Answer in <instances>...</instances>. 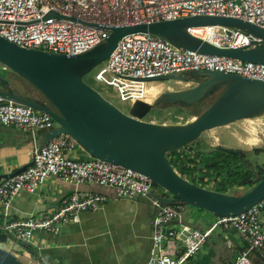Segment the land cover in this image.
I'll use <instances>...</instances> for the list:
<instances>
[{"label":"built area","instance_id":"built-area-1","mask_svg":"<svg viewBox=\"0 0 264 264\" xmlns=\"http://www.w3.org/2000/svg\"><path fill=\"white\" fill-rule=\"evenodd\" d=\"M49 12L55 16L45 19ZM195 15L234 17L264 29V0H0V37L23 48L74 55L86 52L106 38L109 30L103 28L105 25ZM191 33L218 48L243 47L251 41H261L259 37L222 26L195 27ZM193 70H215L264 81V64L181 50L150 34L124 37L111 55L93 70V79L112 88L121 102L131 105L136 99H142L149 83L145 79L163 75L187 77ZM183 82L193 83L188 79ZM0 124L28 132L33 141L38 133L56 126L46 113L1 100ZM37 147L35 144L27 168L0 180V205L8 208L16 196L23 192L35 193L50 179L72 189L47 214L4 220L2 229L10 242L28 245L35 233L57 234L64 226L77 222L81 212L99 209L106 197L81 189L86 184L110 190L121 198L150 199L154 215L151 251L145 264H186L200 254L217 230L225 234L227 247L233 246L234 236L245 243L232 264H257L255 253L264 257V198L235 216L209 213L214 217L212 222L200 229L185 220V204H158L151 197V192H156L158 187L147 176L115 163L76 158L81 147L71 137L52 138L40 152Z\"/></svg>","mask_w":264,"mask_h":264},{"label":"water","instance_id":"water-1","mask_svg":"<svg viewBox=\"0 0 264 264\" xmlns=\"http://www.w3.org/2000/svg\"><path fill=\"white\" fill-rule=\"evenodd\" d=\"M52 16L54 12H49L44 18ZM78 22L92 26L89 22ZM201 26L235 29L261 41H251L243 47L218 48L191 33L192 28ZM103 28L109 30L106 38L86 52L74 55L23 48L0 37V67L8 71L6 75L0 73V100L46 113L56 124L35 137L36 140L41 137L37 152L50 139L67 135L89 157L130 168L151 179L165 191L151 192L158 204L180 202L215 216H235L260 202L264 198V167L259 164L254 165L262 173L258 181L245 193L229 194L185 179L173 168L167 154L184 148L211 129L263 117L264 81L215 70H193L187 77L163 75L145 79L149 82L188 79L194 85L162 92L152 103L136 99L126 114L86 84L83 77L103 63L124 37L133 34H150L181 50L264 64V29L238 18L208 15ZM213 96L185 123L157 124L143 120L155 106L177 104L191 108ZM252 150L264 153V147ZM228 151L234 155L241 153L240 149ZM29 165L0 176V180L20 173ZM254 256L257 264H264V257L258 253ZM0 264L27 263L0 246Z\"/></svg>","mask_w":264,"mask_h":264},{"label":"crops","instance_id":"crops-1","mask_svg":"<svg viewBox=\"0 0 264 264\" xmlns=\"http://www.w3.org/2000/svg\"><path fill=\"white\" fill-rule=\"evenodd\" d=\"M40 139L41 137L33 141L28 132L0 124V176L31 163L34 145H38ZM75 157L88 159V155L81 150L77 151ZM7 158L16 161L11 162L6 160ZM71 189L67 184L50 179L35 193L23 192L16 196L8 208L4 209L0 205V230L5 233L2 229L4 220H18L49 213L61 204ZM81 189L105 196L106 202L97 210L81 212L77 222L64 226L57 234L35 233L32 242L25 248L21 243L13 242L17 245L16 248L25 254L28 264L147 263L151 251V222L154 215L150 199L121 198L110 190L86 184L81 185ZM155 191L161 194L158 189ZM189 214L193 216L185 220L192 226L196 222L195 215L207 220V225L214 218L207 212L192 211ZM232 238L233 246L228 248L233 251L224 257V264H232L245 245L238 237ZM8 240L1 244L11 247L12 244ZM232 254L234 258L231 260L229 257Z\"/></svg>","mask_w":264,"mask_h":264},{"label":"rangeland","instance_id":"rangeland-1","mask_svg":"<svg viewBox=\"0 0 264 264\" xmlns=\"http://www.w3.org/2000/svg\"><path fill=\"white\" fill-rule=\"evenodd\" d=\"M0 73L6 75L8 71L2 70L0 67ZM83 81L100 92L105 99L115 105L119 110L126 114L128 113L130 107L128 102H121L112 88H108L102 83L94 81L93 71L84 76ZM193 85V83L187 84V82L181 83L175 80L152 81L148 83L146 89L143 91L142 100H145V98L148 99V97H152L154 95L151 101H149L152 103L153 100L162 92L181 90ZM176 113L179 112L175 106H155L149 111L143 120L157 124L185 123L191 120L194 116L193 110L186 111L182 114ZM175 114L178 115L177 121H173ZM261 122L242 120L223 127L211 129L204 132L196 141L189 144L188 147H184L176 151L178 154L180 153L183 158L181 164H187L190 160L195 161L194 164L196 165V171L190 176H187V180H193L199 183L201 178H203V184H205V187L214 189L217 186L226 183L228 171L236 165H243L244 167L252 170L255 164H259L264 167V153L252 150L254 147H264V116L261 117ZM224 149H240V157L232 160V158L224 152ZM80 150L84 151L82 148ZM6 160H10L11 162L16 161L8 158ZM225 160H229V166H224ZM217 162L220 163V166L217 169H211L208 173L205 168H203L204 165H212ZM260 174L262 173L258 172L254 168L252 180L254 181L259 179ZM250 188V186H230L225 192L229 194H242L247 192ZM157 189L159 192L165 193L162 188L158 187ZM192 211L198 210L187 206V212L185 214V218L187 220L193 216L189 214V212ZM195 216L196 222H194V226L197 228H203L208 224V221L204 220L202 216ZM224 239L225 234L218 230L215 231L212 234L208 245L200 252V254L196 255L188 262L190 264H224L222 261L224 260V257L233 251L232 248L226 247ZM11 244L13 246L14 243L11 242ZM0 246L10 250L16 254L19 259L28 264L25 254L16 248L17 245L14 244V247H9V245L0 244ZM229 258L232 260L234 258V254L230 255ZM196 259L198 260L196 261ZM188 262L186 264H189Z\"/></svg>","mask_w":264,"mask_h":264},{"label":"trees","instance_id":"trees-1","mask_svg":"<svg viewBox=\"0 0 264 264\" xmlns=\"http://www.w3.org/2000/svg\"><path fill=\"white\" fill-rule=\"evenodd\" d=\"M199 79V78H196ZM215 96L206 99L205 101L198 103L194 106H192L191 108H185L182 106H179L177 104H170L171 106H175L178 110L179 113L176 114H182L186 111L189 110H193L194 111V115H196L197 113H199L201 111V109L209 102H211L214 99ZM167 106V105H166ZM174 115L173 117V121H177L178 119V115ZM189 145L185 146L188 147ZM230 158H232V160H235L237 158L240 157V155H234V154H228ZM167 156L169 157L170 163L173 165V168L180 173L181 175H183L185 177V179H188L187 176H190L192 173H194L196 171V165L194 164L195 161L190 160L189 163L187 164H181L183 161V158L181 157L180 153L178 154L176 151H172L170 153L167 154ZM91 158L88 156V159ZM225 167L230 165L229 160H225ZM220 166V163H215L212 165H204L203 168H205L206 172L208 173L211 169H217ZM254 170V168H253ZM253 170L242 166H235L233 167L231 170L228 171V174L226 176V183L225 184H221L220 186H217L216 188H214V190L219 191V192H225L227 188H229L230 186H250L252 187L257 181V180H252L253 179ZM262 176V174H260V177ZM191 182L200 185L202 187H205V184H203V178H201L200 182L197 183L193 180H191ZM156 186V185H155ZM157 187V186H156ZM196 209V208H195ZM200 212H206L204 210L201 209H196ZM208 213V212H207ZM8 240V235H6L4 232H2L0 230V244L1 243H5ZM21 246H23L24 248L27 247L26 244H21ZM29 252V251H28ZM30 253V252H29Z\"/></svg>","mask_w":264,"mask_h":264},{"label":"bare ground","instance_id":"bare-ground-1","mask_svg":"<svg viewBox=\"0 0 264 264\" xmlns=\"http://www.w3.org/2000/svg\"><path fill=\"white\" fill-rule=\"evenodd\" d=\"M193 32H194V31H193ZM157 95H158V94H157ZM152 97H154V95H153ZM152 97H148L147 102L151 101ZM245 120H247V121H251V120H253V121H256V122H261V118H257V119H245ZM261 123H262V122H261Z\"/></svg>","mask_w":264,"mask_h":264},{"label":"flooded vegetation","instance_id":"flooded-vegetation-1","mask_svg":"<svg viewBox=\"0 0 264 264\" xmlns=\"http://www.w3.org/2000/svg\"><path fill=\"white\" fill-rule=\"evenodd\" d=\"M3 75V74H2ZM145 100L147 101V99L145 98ZM224 152H226L227 154H232L230 151H228V149H224ZM241 154V153H240ZM239 154V155H240Z\"/></svg>","mask_w":264,"mask_h":264}]
</instances>
